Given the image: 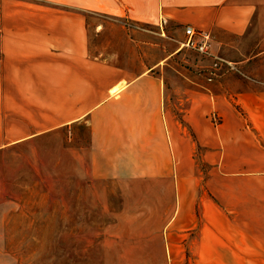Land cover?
I'll list each match as a JSON object with an SVG mask.
<instances>
[{"label": "crops", "instance_id": "obj_1", "mask_svg": "<svg viewBox=\"0 0 264 264\" xmlns=\"http://www.w3.org/2000/svg\"><path fill=\"white\" fill-rule=\"evenodd\" d=\"M187 27L264 84V0H0V151L83 126L92 179L174 187L144 261L264 264V85Z\"/></svg>", "mask_w": 264, "mask_h": 264}, {"label": "rangeland", "instance_id": "obj_2", "mask_svg": "<svg viewBox=\"0 0 264 264\" xmlns=\"http://www.w3.org/2000/svg\"><path fill=\"white\" fill-rule=\"evenodd\" d=\"M183 41L182 50L209 60V67L199 72L207 80L236 76L264 85L223 58L238 72L224 65L212 77L210 66L216 57L209 52L200 56L182 47ZM213 122L218 124L220 118L213 117ZM87 134L79 125L71 131L62 129L55 138L0 151V264L157 263L155 257L144 261L140 249L143 244L150 247L148 235L171 211L174 187L92 179L86 169ZM199 166L195 176L205 184L210 171L202 163Z\"/></svg>", "mask_w": 264, "mask_h": 264}, {"label": "built area", "instance_id": "obj_3", "mask_svg": "<svg viewBox=\"0 0 264 264\" xmlns=\"http://www.w3.org/2000/svg\"><path fill=\"white\" fill-rule=\"evenodd\" d=\"M123 25L130 30H143L140 26L134 25L129 22H123ZM185 39L181 44L182 47L195 52L200 56H209L208 53V41L209 36L199 30H194L191 27H187L184 29ZM224 65H226L228 71L230 72H238V69L231 63H226V61L222 60L221 58H213L212 64L210 66L211 76L215 77V73L219 71Z\"/></svg>", "mask_w": 264, "mask_h": 264}]
</instances>
